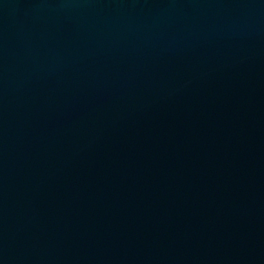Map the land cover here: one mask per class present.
I'll use <instances>...</instances> for the list:
<instances>
[{"label":"water","instance_id":"1","mask_svg":"<svg viewBox=\"0 0 264 264\" xmlns=\"http://www.w3.org/2000/svg\"><path fill=\"white\" fill-rule=\"evenodd\" d=\"M0 264H264V0H0Z\"/></svg>","mask_w":264,"mask_h":264}]
</instances>
